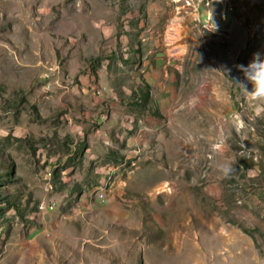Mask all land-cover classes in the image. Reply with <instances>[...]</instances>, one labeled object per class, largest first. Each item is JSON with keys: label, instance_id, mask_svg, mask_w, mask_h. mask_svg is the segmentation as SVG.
Returning a JSON list of instances; mask_svg holds the SVG:
<instances>
[{"label": "rangeland", "instance_id": "obj_1", "mask_svg": "<svg viewBox=\"0 0 264 264\" xmlns=\"http://www.w3.org/2000/svg\"><path fill=\"white\" fill-rule=\"evenodd\" d=\"M92 1L0 0V264H256L264 256V99L244 91L252 84L239 66L264 57V33L255 36L250 24L245 42L234 34L206 50L201 23L185 24L207 8L226 19L241 9L238 0L227 9L217 0H151L166 9L164 50L183 59L184 105L127 171L110 148L101 181L79 148L73 153L68 109L54 102L64 81L52 57L67 47L55 32L72 8L70 15ZM107 1L125 9L130 0ZM121 92L133 111L159 116L147 86ZM50 222L55 229L43 232Z\"/></svg>", "mask_w": 264, "mask_h": 264}, {"label": "crops", "instance_id": "obj_2", "mask_svg": "<svg viewBox=\"0 0 264 264\" xmlns=\"http://www.w3.org/2000/svg\"><path fill=\"white\" fill-rule=\"evenodd\" d=\"M92 2L88 8L76 10L74 15H70L74 10L72 8L68 14L69 24L64 26L63 31L55 32L54 39L66 40L67 47L61 48L60 43L57 50L63 53L59 55L54 52L52 57V62L59 61L62 64L61 78L64 81L63 88L55 89L54 102L68 109L63 119L74 140L71 142L73 153L79 148V154H84L85 162L92 164L93 175L96 178L101 175L102 181V173L112 166L105 162L110 148L124 156V163L119 166L127 171L129 164L134 166L138 159L139 163L146 157L142 155L139 158L138 152L145 153L150 148L149 141L161 133L165 118L176 115L182 109L184 103L180 104L177 91L183 76V59L178 55L168 56L163 48L167 40L166 9L160 6V2L130 0L125 9L119 3L112 4L107 0ZM228 2L230 0L217 1V5L227 9ZM238 2L241 9L235 5L234 14L223 10L225 20L216 16L213 8H207L202 20L189 18L185 25L198 26L193 22L201 23L197 31L203 38L206 50H209V46L214 48V43L219 45L221 42L224 45L225 40L228 41L234 34H238L240 40L245 42L249 30L244 26L250 24L251 29L257 32L255 36L259 32L264 33V0ZM176 4H180L179 1L175 3L177 8ZM179 7L181 9L182 6ZM80 18L84 23L78 21ZM174 21L179 25L183 23L178 11H175ZM119 43L122 44L121 53L118 51ZM197 43L202 44L199 40ZM123 45L126 46L123 48ZM125 67L127 70H123ZM112 68L117 69L116 78L120 80V89L112 85L115 77ZM142 85L148 87L146 98L150 97L154 101L155 105H152L156 106L159 116L150 110L135 112L128 98L120 99L116 95L119 90L131 95L133 90H138ZM100 88H104L105 93L97 96L94 91ZM55 227L56 223L50 222L42 230L51 232ZM39 235L36 232L32 241ZM12 241L13 236H10L8 242Z\"/></svg>", "mask_w": 264, "mask_h": 264}, {"label": "clouds", "instance_id": "obj_3", "mask_svg": "<svg viewBox=\"0 0 264 264\" xmlns=\"http://www.w3.org/2000/svg\"><path fill=\"white\" fill-rule=\"evenodd\" d=\"M241 71L244 72L245 78L252 84V91H244L253 99H264V57L260 53L253 54V60L247 65V67L239 66ZM189 103H193L192 100ZM221 171L225 176L231 174L232 169L228 166H220ZM256 264H264V256H260L259 253L255 257Z\"/></svg>", "mask_w": 264, "mask_h": 264}, {"label": "built area", "instance_id": "obj_4", "mask_svg": "<svg viewBox=\"0 0 264 264\" xmlns=\"http://www.w3.org/2000/svg\"><path fill=\"white\" fill-rule=\"evenodd\" d=\"M228 0H225V1H223V2H227ZM222 20H225V19H222ZM57 66V65H56ZM56 66H54V68H53V72H57V68H56ZM100 197H101V201H104L105 200V195L104 194H101L100 195ZM45 208H46V205H45Z\"/></svg>", "mask_w": 264, "mask_h": 264}, {"label": "bare ground", "instance_id": "obj_5", "mask_svg": "<svg viewBox=\"0 0 264 264\" xmlns=\"http://www.w3.org/2000/svg\"><path fill=\"white\" fill-rule=\"evenodd\" d=\"M217 1H219V2H223V1H225V0H217Z\"/></svg>", "mask_w": 264, "mask_h": 264}]
</instances>
